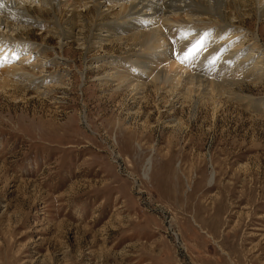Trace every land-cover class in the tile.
Wrapping results in <instances>:
<instances>
[{"label":"rangeland","instance_id":"374dc122","mask_svg":"<svg viewBox=\"0 0 264 264\" xmlns=\"http://www.w3.org/2000/svg\"><path fill=\"white\" fill-rule=\"evenodd\" d=\"M14 1L39 26L11 24L33 49L7 57L17 81L0 83V264H264V76L218 69L220 50L196 64L194 41L172 36L151 63L172 57L221 95L180 105L144 76L134 95L123 67L155 50L109 43L92 21L128 0ZM259 2L226 13L264 67Z\"/></svg>","mask_w":264,"mask_h":264},{"label":"bare ground","instance_id":"6f19581e","mask_svg":"<svg viewBox=\"0 0 264 264\" xmlns=\"http://www.w3.org/2000/svg\"><path fill=\"white\" fill-rule=\"evenodd\" d=\"M65 1L70 2L71 4L76 2L78 5L79 1L84 2L86 0ZM123 1L127 0H122V2ZM245 1L246 0H128V5H122L117 9L114 7H108L109 12L106 14L97 12L92 21L94 28L99 31L104 30L107 33L105 40L109 41V43L123 41L128 47V51L137 46V48H142L145 54L152 49L155 50L153 51L155 53L152 52L151 57L153 59L150 60V64L147 62V58L140 64H137V66H139L136 68V74H134L135 68L132 66L134 63L131 66H126L125 64L123 67V72L125 74L123 77L128 79L126 82L127 86L131 88L130 90L135 91L133 92L134 95H137L139 90L143 91L148 85L146 81L142 80V76L150 77L148 81H150L149 83H152V85L154 84L153 86L155 87L156 92L158 91L159 94H162L161 96H163V93L160 91L165 89L166 91L164 92H170L173 94L172 99L175 103H180V105H182L184 102H187V100L191 102L196 94L201 98H209L211 100V97L214 98L215 96H218V94L221 95V92L218 90V84L213 83L214 81L208 83L202 80L199 75L191 73V70L185 72L184 67H181L180 65L177 66L173 59H171L172 57H167L168 66L166 65L162 69L160 68L161 71L152 64L159 61L157 56L163 55L165 57V55L168 54L170 50L168 43L169 37L177 36V39L181 40L182 44L186 46H189V43L194 41V44L197 45L194 50H198L199 52L197 56L192 57L191 61L196 64L203 63L204 58L208 59L213 56L216 51L220 50L219 55L222 57L219 58L216 54V59L214 60V64H216L218 69L232 67L231 71H241L240 73L244 75L255 76L258 79L264 76V67L261 66L260 56L258 57L257 55L255 57L253 49L247 50V47H244L245 44H243L244 42L243 40L241 41V39L245 33L242 32V29H240L241 27L239 28L235 26L232 19L230 20L226 13V9L230 6H234V10L239 11L241 7L245 6ZM59 2L60 0H48V4H50L52 9H56ZM90 2H92V6L97 10L98 0H91ZM259 3L261 4L256 9L257 14L260 17H264V0ZM77 5L74 4V8H76ZM89 9H91V7ZM29 12H31V10L28 5H25V8H22L19 4L15 3L14 0H0V28H5L8 32L10 31L9 35L0 34V61H3L2 64L0 62V68L2 66L0 69V80L2 81H0V83H4V86L9 84L13 86L17 81V74L15 75L14 73L18 70L15 65H10L8 62L9 60L7 61V57L9 59L13 55L15 56L17 48L21 49L24 47L28 49L29 52L33 49V47L27 43L17 41V37L15 36L17 35L18 29L14 30L13 26H11V24H25L27 26L21 27L20 25V28L24 31L29 30L28 28L31 26H39L38 23L31 20L33 18L27 15ZM39 12L41 14L42 11ZM73 12L74 11H72V17ZM211 12H213L214 15L211 14ZM56 13L57 11L54 14L56 15ZM113 13L117 14L118 17L119 15L121 17L114 21L107 23L104 22L100 25L99 22H101V16L108 17L112 16ZM58 20L62 23L61 16H58ZM59 22H54L55 26L53 30L57 33L60 32L59 30H62ZM41 28H43V25H41ZM13 31L16 32L13 33ZM194 31H197V36L195 39L189 41L188 38L192 37L191 34ZM203 33L204 35L200 36ZM257 44V39H254L251 48L256 47ZM142 50L140 51L142 52ZM3 51L5 52L3 53ZM29 52H26V54ZM28 57L29 55L27 54L26 57L21 59ZM193 59L198 60L194 61ZM121 61L122 60H119L118 64H122ZM105 62L109 65L117 64L110 60ZM117 67L120 69L117 71L121 72L122 69L120 66ZM117 71L107 74L106 76L118 78L119 75L117 74ZM23 73L19 76H24L23 79L31 80L30 77L26 76L27 74L24 75L25 73ZM13 78L16 80L14 81ZM131 79L136 83L132 84ZM247 98L249 97H246V99ZM194 100L193 102H195Z\"/></svg>","mask_w":264,"mask_h":264}]
</instances>
